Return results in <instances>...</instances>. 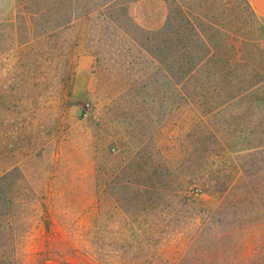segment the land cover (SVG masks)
<instances>
[{"label":"rangeland","instance_id":"374dc122","mask_svg":"<svg viewBox=\"0 0 264 264\" xmlns=\"http://www.w3.org/2000/svg\"><path fill=\"white\" fill-rule=\"evenodd\" d=\"M0 264H264L249 0H14Z\"/></svg>","mask_w":264,"mask_h":264},{"label":"crops","instance_id":"0c3cea01","mask_svg":"<svg viewBox=\"0 0 264 264\" xmlns=\"http://www.w3.org/2000/svg\"><path fill=\"white\" fill-rule=\"evenodd\" d=\"M249 4L257 16L264 18V0H249ZM13 5L14 0H0V15L9 14Z\"/></svg>","mask_w":264,"mask_h":264}]
</instances>
